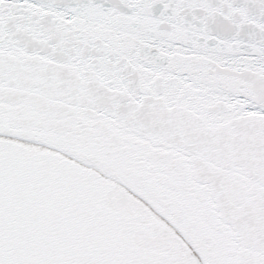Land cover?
Masks as SVG:
<instances>
[{"label": "snow or ice", "instance_id": "snow-or-ice-1", "mask_svg": "<svg viewBox=\"0 0 264 264\" xmlns=\"http://www.w3.org/2000/svg\"><path fill=\"white\" fill-rule=\"evenodd\" d=\"M0 264H264V0H0Z\"/></svg>", "mask_w": 264, "mask_h": 264}]
</instances>
